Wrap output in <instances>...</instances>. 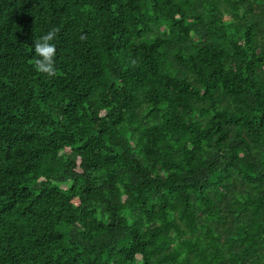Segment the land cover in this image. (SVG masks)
<instances>
[{"label":"trees","instance_id":"1","mask_svg":"<svg viewBox=\"0 0 264 264\" xmlns=\"http://www.w3.org/2000/svg\"><path fill=\"white\" fill-rule=\"evenodd\" d=\"M0 264H264V0H0Z\"/></svg>","mask_w":264,"mask_h":264},{"label":"clouds","instance_id":"2","mask_svg":"<svg viewBox=\"0 0 264 264\" xmlns=\"http://www.w3.org/2000/svg\"><path fill=\"white\" fill-rule=\"evenodd\" d=\"M55 30L48 31L33 42L34 53L36 55V68L47 75L55 72V45L51 43L55 38Z\"/></svg>","mask_w":264,"mask_h":264}]
</instances>
